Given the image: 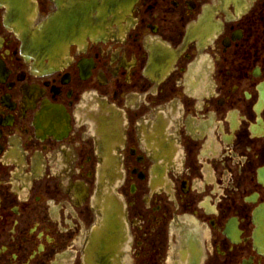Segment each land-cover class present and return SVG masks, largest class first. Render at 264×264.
I'll list each match as a JSON object with an SVG mask.
<instances>
[{
    "label": "flooded vegetation",
    "instance_id": "1",
    "mask_svg": "<svg viewBox=\"0 0 264 264\" xmlns=\"http://www.w3.org/2000/svg\"><path fill=\"white\" fill-rule=\"evenodd\" d=\"M20 1L0 264H264V0Z\"/></svg>",
    "mask_w": 264,
    "mask_h": 264
},
{
    "label": "water",
    "instance_id": "2",
    "mask_svg": "<svg viewBox=\"0 0 264 264\" xmlns=\"http://www.w3.org/2000/svg\"><path fill=\"white\" fill-rule=\"evenodd\" d=\"M19 6H24V2L23 0H21L19 3ZM18 22V28L16 29V31L23 33V34H28L29 36H31L32 33H35L36 36L34 37H39L40 40V45L41 46H45L48 45L49 42V30L48 29H42V28H29L28 25H30V23H34L35 19H33V15L28 13L27 10L23 9V12H21L19 18L17 19ZM39 30V31H38Z\"/></svg>",
    "mask_w": 264,
    "mask_h": 264
}]
</instances>
